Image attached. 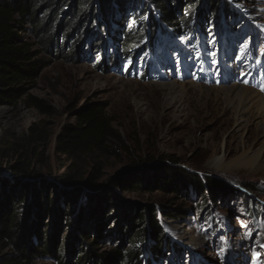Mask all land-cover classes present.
Wrapping results in <instances>:
<instances>
[{
  "label": "rangeland",
  "instance_id": "obj_1",
  "mask_svg": "<svg viewBox=\"0 0 264 264\" xmlns=\"http://www.w3.org/2000/svg\"><path fill=\"white\" fill-rule=\"evenodd\" d=\"M222 1L228 6L220 3L218 12L223 16L215 28L211 22L205 24L206 35L177 32L159 21L154 37L159 36L161 45L156 54V40L144 47L141 41L146 42L147 37L140 35L133 40L123 36L114 42L115 48L108 43L103 50L78 45V56L67 58L51 47L45 49L31 29L24 32L44 65L15 103L0 105V177L13 178L10 166L15 162H25L35 171V176L27 179L41 178L53 184L65 174L79 173L84 178L98 171L94 186L85 188L77 183L82 189L78 204L89 206L85 225L93 210L105 208V201L120 213L112 230L119 228L125 213L131 216L139 208L156 206L170 242L165 255L154 264H264V155L251 168L232 167L234 158L245 149L252 155L264 145V130L255 122L237 127L236 105L226 101L227 90L234 85L264 95V0ZM228 8L235 13L234 31L232 20L225 16ZM186 15L183 12L179 18ZM202 18L198 12L193 14L195 26ZM85 37L86 43L90 38L88 34ZM128 44L133 46L129 49ZM141 45V52L128 57L129 51ZM151 53L150 62L146 55ZM33 98L44 106L39 107ZM89 105L99 108L98 117L107 129L103 133L96 130L82 147L68 152L59 142L63 129L76 126L77 110ZM251 134L256 135L244 143ZM214 155L227 164L217 169L210 162ZM148 156L155 160L163 156L166 161L173 156L175 162L138 172L125 181L143 174L151 178L156 171L172 176L179 193L148 191L146 187L131 192L125 185L96 194L108 177L129 166L133 158ZM193 178L201 181V191L189 180ZM209 178L219 185L217 202L209 194ZM204 194L208 205L202 212ZM166 206L187 212L171 218L162 213ZM113 217L111 213L109 219ZM72 221L73 225L66 227L70 229L67 248L80 235L75 227L78 216ZM60 237L65 243V230ZM149 243L146 239L142 246L144 264L152 259ZM117 244L119 238L111 239L108 233L96 250L108 256ZM11 252L10 248L0 249V255ZM65 263L77 264L74 258ZM22 264L60 263L48 254Z\"/></svg>",
  "mask_w": 264,
  "mask_h": 264
},
{
  "label": "trees",
  "instance_id": "obj_2",
  "mask_svg": "<svg viewBox=\"0 0 264 264\" xmlns=\"http://www.w3.org/2000/svg\"><path fill=\"white\" fill-rule=\"evenodd\" d=\"M221 2L228 4L222 0H0V105L15 103L43 68L44 62L36 58L37 52L32 50L28 38L23 35L29 29L45 49L51 47L67 58L78 56V45L83 48L89 44L90 48L103 50L108 43H112L115 48L114 42L121 41L123 36L133 40L140 39V35L147 37L146 42L141 41L144 47L148 44L152 46L153 38L156 40V49L153 52L156 54L160 52L161 45L159 36L154 37L159 21L166 26H172L177 32H202L206 35L205 24L211 22V27L215 28L218 19L223 16L222 12H218ZM227 11L225 16L232 20L230 28L234 31L235 13H232L230 8ZM183 12L187 15L179 18ZM196 12L203 16L197 26L192 19ZM87 34L90 39L85 43ZM69 45L70 52L65 50ZM143 45L128 50V57L138 50L141 52ZM128 46L130 49L133 45ZM153 54L146 55V58H151L150 62ZM146 63L145 59L144 65ZM262 65L260 64L261 67ZM33 99L39 107L44 106L40 100ZM98 113L99 108L95 105L78 109V123L63 129L62 139H59L61 147L71 152L74 148L82 147L96 130L103 133L107 126L102 123L103 119L98 117ZM172 162H175L173 156H169L168 161L163 156L158 160L148 156L133 158L129 166L141 169V172L150 168L160 169L161 166L173 164ZM10 169L13 178L0 177V249L10 248L12 252L0 255V264H22L35 256L48 254L60 264H66V260L71 258H74L77 264H144L142 246L146 239L150 240L149 251L152 254V259L146 263L154 264L169 248L170 240L166 238L157 218L156 206L139 208L138 212L131 216L125 213L119 228L112 230L113 224L119 221L120 213L116 212L117 207L106 206L105 201V208L93 210L89 215L91 219L85 225L84 218L89 206L78 204L82 189L77 183H83L85 188L94 186L99 178L98 171L91 172L84 178L79 173L65 174L57 179L59 183L53 184L41 178L27 179L33 176L35 171L25 162H15L11 164ZM189 180L202 190L200 180ZM172 181V176L156 171L151 178H146L143 174L133 181H125V178L121 179L114 174L105 180V189L96 191V194L126 185L127 191L131 192L146 187L148 191L170 190L174 195L180 192V187ZM207 183L210 196L217 202L219 185L210 178ZM248 187L247 185L246 189H249ZM108 196L110 198V195ZM202 197L201 210L205 212L203 208L208 205V197H205V194ZM186 212L182 207L166 206L162 210L165 216L171 218ZM111 213H114V217L109 219ZM74 215L79 218V222L74 221V225L78 224L75 227L80 235L77 242L67 248L70 238L68 231L73 225ZM26 225L29 227L28 232ZM135 226L139 227L138 231ZM66 227H69L68 230ZM63 230L66 234L65 243H62L64 237H60ZM108 233L111 239L119 238V244L108 256L98 254L96 246L100 240L107 238ZM172 247L173 251H176L175 246ZM63 253L65 254L62 256Z\"/></svg>",
  "mask_w": 264,
  "mask_h": 264
},
{
  "label": "bare ground",
  "instance_id": "obj_3",
  "mask_svg": "<svg viewBox=\"0 0 264 264\" xmlns=\"http://www.w3.org/2000/svg\"><path fill=\"white\" fill-rule=\"evenodd\" d=\"M226 101L230 106L236 105L237 127L240 129L245 128L255 122L259 128L264 130V95L261 92L247 86L234 85L227 90ZM254 135L256 134H251L244 140V143L249 142L254 138ZM254 145H256V143ZM263 155L264 145L252 155L249 150L245 149L234 158L232 167L237 169L251 168L260 162ZM210 162L217 167V169L223 168L227 164L224 158L215 155Z\"/></svg>",
  "mask_w": 264,
  "mask_h": 264
},
{
  "label": "water",
  "instance_id": "obj_4",
  "mask_svg": "<svg viewBox=\"0 0 264 264\" xmlns=\"http://www.w3.org/2000/svg\"><path fill=\"white\" fill-rule=\"evenodd\" d=\"M140 170L141 169L127 166L122 171H120L119 173H117L116 176L119 177V178H121V179H124V178H127L129 176H132L133 174L139 172ZM104 189H105V184L103 183L102 187H98L97 191L101 192Z\"/></svg>",
  "mask_w": 264,
  "mask_h": 264
},
{
  "label": "snow or ice",
  "instance_id": "obj_5",
  "mask_svg": "<svg viewBox=\"0 0 264 264\" xmlns=\"http://www.w3.org/2000/svg\"><path fill=\"white\" fill-rule=\"evenodd\" d=\"M248 46H245V54H246V49H247Z\"/></svg>",
  "mask_w": 264,
  "mask_h": 264
}]
</instances>
